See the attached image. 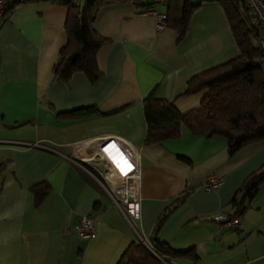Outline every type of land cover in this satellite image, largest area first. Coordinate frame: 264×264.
<instances>
[{
	"label": "crops",
	"instance_id": "0c3cea01",
	"mask_svg": "<svg viewBox=\"0 0 264 264\" xmlns=\"http://www.w3.org/2000/svg\"><path fill=\"white\" fill-rule=\"evenodd\" d=\"M63 1L26 0L0 16V264H115L131 241L148 240L159 215L184 193L158 237L196 257L167 254L165 264H264V186L236 225H221L235 217L229 202L237 188L264 162V139L230 154L224 136L182 124L176 138L144 142V97L189 111L207 89L182 94L187 81L238 55L222 5L193 1L201 3L176 42L174 29L155 27L151 10L165 12L162 2L149 10L106 3L93 22L106 38L97 52L100 75L76 71L64 81L53 78L66 39ZM81 107L89 111L69 113ZM107 134L139 149L136 218L68 157L73 142ZM210 173L223 177L218 188L203 186ZM42 182L49 187L36 201L32 187ZM83 214L97 223L94 237L75 230Z\"/></svg>",
	"mask_w": 264,
	"mask_h": 264
},
{
	"label": "trees",
	"instance_id": "16d2710c",
	"mask_svg": "<svg viewBox=\"0 0 264 264\" xmlns=\"http://www.w3.org/2000/svg\"><path fill=\"white\" fill-rule=\"evenodd\" d=\"M114 1H130L145 10L151 9L154 2H162L166 6V26L177 32L176 42L185 37L192 13L201 3L192 0H82L79 4L63 1L68 5L66 39L53 66L54 79L67 81L76 71L85 72L91 80L100 75L97 52L106 38L95 30L93 22L98 9ZM217 1L228 18L238 55L195 74L187 81L182 94L207 89L198 106L189 111L182 112L170 100L155 97L152 93L144 97V142L176 138L182 124L196 134L224 136L230 154L246 144L264 139V51L259 43L263 36L262 27L250 13L245 0ZM87 111L89 108L81 107L69 113L82 115ZM262 186L264 162L244 178L230 200V205L235 207V216L244 212ZM48 187L46 182L32 187L36 201L42 198ZM184 196L185 193L159 215L146 243L131 241L115 264H165L160 257L165 258L167 254L196 257L192 249L176 250L158 237L162 223Z\"/></svg>",
	"mask_w": 264,
	"mask_h": 264
},
{
	"label": "built area",
	"instance_id": "2783aa9c",
	"mask_svg": "<svg viewBox=\"0 0 264 264\" xmlns=\"http://www.w3.org/2000/svg\"><path fill=\"white\" fill-rule=\"evenodd\" d=\"M23 1L26 0H0V16L5 14L14 4ZM70 1L73 4L82 2V0ZM245 2L250 13L262 27L263 36L260 38L259 43L264 51V0H245ZM151 12L155 17L156 29L164 28L167 14L156 10H151ZM71 146L72 151L68 156L69 159L91 173L108 190L117 204H124V209L120 207L124 214L128 213L135 218L138 217L139 149L126 139L113 134L95 136L84 142H73ZM222 182L223 177L221 175L210 173L207 175L203 186L206 189L218 188ZM238 219V216H235L232 219L225 220L221 225L234 226ZM74 227L76 232L83 238L94 237L98 232L97 223L89 214L81 215ZM160 259L164 263L167 262L164 257H160Z\"/></svg>",
	"mask_w": 264,
	"mask_h": 264
},
{
	"label": "rangeland",
	"instance_id": "374dc122",
	"mask_svg": "<svg viewBox=\"0 0 264 264\" xmlns=\"http://www.w3.org/2000/svg\"><path fill=\"white\" fill-rule=\"evenodd\" d=\"M192 1H195V0H192ZM157 4H159V3H157Z\"/></svg>",
	"mask_w": 264,
	"mask_h": 264
},
{
	"label": "snow or ice",
	"instance_id": "6c2138e0",
	"mask_svg": "<svg viewBox=\"0 0 264 264\" xmlns=\"http://www.w3.org/2000/svg\"><path fill=\"white\" fill-rule=\"evenodd\" d=\"M114 147V146H113ZM107 151V149H105Z\"/></svg>",
	"mask_w": 264,
	"mask_h": 264
}]
</instances>
